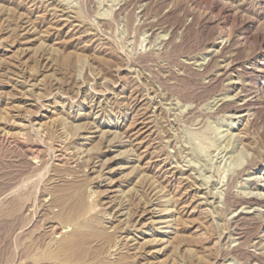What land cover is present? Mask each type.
Returning a JSON list of instances; mask_svg holds the SVG:
<instances>
[{
  "label": "rangeland",
  "instance_id": "obj_1",
  "mask_svg": "<svg viewBox=\"0 0 264 264\" xmlns=\"http://www.w3.org/2000/svg\"><path fill=\"white\" fill-rule=\"evenodd\" d=\"M183 1L200 14L215 2ZM244 1L264 23V0ZM166 9L156 0H0V128L10 134L0 137V264H211L216 236L220 246L235 245L223 199L232 179V193H261L264 107L255 128L245 112L216 113L239 86L235 73L212 83L201 73L217 30ZM136 122L142 129L126 143L124 131ZM155 185L169 204L154 200ZM193 186L207 201L197 200ZM143 209L154 216L135 223ZM245 211L254 214L238 229L254 239L263 209ZM161 219H176L181 247L151 243L167 230L151 223ZM53 225L66 231L55 234L56 245L76 230L82 238L71 252L44 260L54 252ZM127 234L141 256L121 246Z\"/></svg>",
  "mask_w": 264,
  "mask_h": 264
},
{
  "label": "bare ground",
  "instance_id": "obj_2",
  "mask_svg": "<svg viewBox=\"0 0 264 264\" xmlns=\"http://www.w3.org/2000/svg\"><path fill=\"white\" fill-rule=\"evenodd\" d=\"M156 1L158 2V4H160L164 8L169 9V7L172 6L173 9H175V10H178V9L182 10L184 12V16L188 17L190 19L191 23L197 22L198 25H204V24L207 25L208 24L217 30V32L215 33V37L213 39L212 44L209 43V44H211L210 47L213 48V50L207 51V56L209 58H208V61L202 66V72L201 71L200 72L203 73L204 75H207V77L209 79L208 83L215 82V81L219 80L221 77H223L224 75L232 76L233 73L236 74L237 79L239 80L238 83H236L239 85L238 86V92L236 93V95H234L236 99L232 100V99H234V97L232 99H228V100H224V101H223V98H222V100L220 99L221 102L216 108V113H224V112H228V111L245 112L246 114H244V115L242 114V117L244 116L246 118L247 124L249 126H253L252 128H255V126H257L259 124L258 116H260L259 115L260 110L264 107V23L258 21V20H260V21L262 20L261 17L258 18V20H255L254 18H251L249 16L250 14H248L249 12L245 9V7H247V5L249 6V4H251V1L215 0L214 5L211 8V10L208 12H204L202 14L198 13L197 9H195L194 7L190 8V9L186 8L183 0H156ZM258 4L262 5L263 0H258ZM216 8H218L217 12L215 11ZM169 10H171V9H169ZM251 11H254V9L252 8ZM238 17L240 18L239 27L232 26L238 20ZM228 27H230V28H228ZM259 27H261V29L263 30L262 34L259 36L253 34L252 30L254 28L258 29ZM30 30H31V28H26L25 33H29ZM250 40L251 41L254 40V41H257L259 43L258 49L252 50V49L247 47ZM214 70H216V74L213 73ZM14 83H15V81H14ZM16 84L17 83H15V85ZM232 84H234V83H232ZM209 86H210V84H209ZM26 89H27V87H26ZM24 92L26 93V91H23V93ZM238 117H240V116H238ZM250 117H252V119H250ZM142 123L141 122L132 123L126 129L124 128L125 129V131H124L125 136L124 137L127 140L126 143L127 142L131 143L132 141L134 142V140H136L135 137H137L139 135V132L142 129V127H141ZM263 127H264V123H262V129H263ZM105 132H107V131H103L104 134H107ZM108 132H110V131H108ZM109 134H112V133H109ZM9 136H10V134L5 131V128H4V130L0 128V137L1 138H8ZM260 136L262 138H264L262 134ZM115 137H117V135ZM79 138H82L84 140H89V137H85V136H82V137L80 136ZM259 140H261V139H259ZM110 144H111V141H108V146H106V147L112 148V147L121 146V142H118L117 144L112 143L111 146H110ZM263 151L260 152V154L258 156L260 158V161L264 159V152ZM86 153H88V152H86ZM260 161H258V162H260ZM130 162H131V158H129V159L127 158L126 163H130ZM135 168H137V167L135 166L134 169ZM242 173H243V171H240L237 174L242 176ZM102 177H103V175H101V178ZM144 178H145L144 175L139 176L138 187L140 189L144 185V180H143ZM103 179L104 178H102V181H103ZM105 180H107L106 177H105ZM233 181H234L233 179L230 180V183L228 185V188L226 190V193H225L224 199H223L224 205H222V206L224 207L223 210L225 212L232 213V217L228 221L229 232L227 233V235L229 234V236L234 239L235 245L232 246V245L228 244L227 246H220V242L223 241V238L221 236L219 238H217V236H216L217 241L215 243L218 244V254H217L216 258L214 259V262H212L211 264H218L219 261L223 262L224 260H226L228 258L231 259V257L235 258L239 261L245 260L247 263L264 264V172H263L262 184L258 185V187H260L261 193L256 194V195L245 196V195L232 193L230 191V186H231V184H233ZM106 186H108L107 192L108 191L112 192V191H110V188L113 185L108 184ZM255 188H257V184L255 185ZM137 190H138V188H137ZM193 190L196 193V197H197L198 201H201L203 198H205V197H201L202 199L200 200V197L198 196V193L200 192L199 191L200 188L195 186ZM162 191L163 190L160 188V186H158V185L154 186V188L152 189V193L155 196L154 200L160 201L162 198H165L164 195H163V197L160 195L161 193L163 194ZM17 201L18 202L15 205V207H21L22 205H24V204H22V202L25 201V199L24 198L18 199ZM205 201H207V198H205L204 202ZM162 202L165 204V203H168L169 200L166 198ZM204 202L203 203L199 202V204H201V205L205 204ZM206 204H207V202H206ZM150 208H151V206H150ZM251 208H253L254 211H260L261 209H263V211L259 213V219H257L255 221L256 222L255 223V231H258V232H256L257 236L256 237L254 236L255 237L254 239H249L250 237L249 238L245 237V235L242 232H240L242 230L238 229V227L240 226V224L243 220L249 218L251 214H254V213H250V211H245V210H250ZM160 212H165V213L169 212V208L163 207V210H160ZM176 212H177V210H176ZM180 213H182V212H180ZM117 214L119 215V217L123 216L122 213H120V210L117 211ZM146 215L154 216V212L152 211V209H150V210L149 209H143L140 214L135 216V218H134V220H136L135 223L139 224L144 219V217ZM168 217H171V216L167 215V216H164L163 218L165 219ZM108 223H110V222H108ZM151 223L154 225L155 224H157V225L165 224L166 226L164 228L167 229L162 233V236L154 237L151 240V243L153 242L155 244V246H158V245L160 246L164 243H168L167 245H169L173 242L174 243L177 242L176 243L177 247L182 246L181 245L182 244V236L184 234L182 235L181 234L182 232L180 234L177 233L178 229H177V225H176V219H174V220L171 219L168 221H165L163 219H161L159 221L158 220L157 221L151 220ZM56 225L52 226L51 238L48 241V245L50 246V247L48 246V248L54 252L53 253L51 252L50 254L44 255L43 256L44 260H48V259L52 260V259H54V257L56 255L60 256L58 254L62 253V252H67V251L71 252L75 248L76 242L82 238L81 234H79V231L76 230L74 233L70 234L69 236L64 237V239L62 238L63 240H61V242L56 245L55 237H54L55 234L58 233L59 235H62L63 233L66 232V231H63L64 227H58ZM161 228H162L161 226L158 227V229H161ZM156 229H157V227H156ZM128 232H129V230H128ZM129 233H131V232H129ZM250 234H252V233H250ZM129 235L130 234H127L121 238L123 240V244L121 246L126 247L125 250L127 251L126 252L127 254H129L133 257L141 256L143 253L142 252L138 253L140 250H142L140 248V244H138L139 242L136 243L135 245H131L130 242L135 241V239L128 237ZM213 246H215V245H213ZM248 248H252L253 250L252 249L250 250ZM189 252L191 253L192 250H189ZM178 257H179V255H178ZM55 259H57V258H55ZM61 259H62V257H61Z\"/></svg>",
  "mask_w": 264,
  "mask_h": 264
}]
</instances>
